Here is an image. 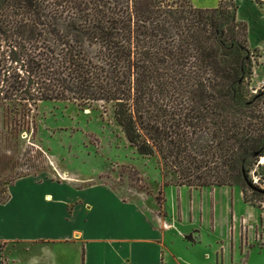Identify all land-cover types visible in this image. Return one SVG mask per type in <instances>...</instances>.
Instances as JSON below:
<instances>
[{
    "label": "trees",
    "instance_id": "obj_1",
    "mask_svg": "<svg viewBox=\"0 0 264 264\" xmlns=\"http://www.w3.org/2000/svg\"><path fill=\"white\" fill-rule=\"evenodd\" d=\"M169 1L0 0V26L21 40L33 100L115 103L130 145L160 154L180 186L249 185L264 107L245 95L248 27L234 6Z\"/></svg>",
    "mask_w": 264,
    "mask_h": 264
},
{
    "label": "rangeland",
    "instance_id": "obj_2",
    "mask_svg": "<svg viewBox=\"0 0 264 264\" xmlns=\"http://www.w3.org/2000/svg\"><path fill=\"white\" fill-rule=\"evenodd\" d=\"M180 4L185 9L189 4L200 8L192 0L169 1L173 9ZM200 4L212 6L207 9L221 4L238 8V20L248 27L254 64L245 95L252 99L261 94L257 104L263 108L264 88L260 87L264 74L259 66L264 62L259 48L264 44V0H200ZM10 28L0 26V204L7 202L10 194L13 198L0 207V215L7 218L1 226L7 236L18 232L22 236L62 237L63 230L75 228L90 240L91 250L105 247L114 254L116 264H135L130 256L119 257L134 251L148 262L152 257L156 260L164 237L176 255L193 262H203L208 256L206 261L216 264L206 245H213L216 239L229 240L232 231L241 244L238 256L226 254L227 263L264 264V189L254 190L247 184L227 186L233 190L229 194L220 189L224 187L180 186L178 174L160 154L141 156L130 145L115 119V103L33 100L36 86L20 59L24 52L21 40ZM89 51L95 56L98 48ZM260 162L250 168L251 184L254 173L264 176ZM207 188L219 189L203 191ZM77 199L87 206L72 208ZM70 200L76 202L68 206ZM244 203L253 210L252 217ZM201 237L203 243L191 248ZM29 247L6 245L3 257L22 263L32 254L40 255V246ZM45 252L76 264L82 246L54 243ZM235 258L237 262L231 263ZM223 260L219 252L218 264Z\"/></svg>",
    "mask_w": 264,
    "mask_h": 264
},
{
    "label": "crops",
    "instance_id": "obj_3",
    "mask_svg": "<svg viewBox=\"0 0 264 264\" xmlns=\"http://www.w3.org/2000/svg\"><path fill=\"white\" fill-rule=\"evenodd\" d=\"M192 1L194 2V4H196L200 8H204V9L212 8V6L209 7L207 5H201L200 0H192ZM263 29H264V24H263ZM250 48L257 49L259 47H253V48L250 47ZM259 49H261L263 52L262 61L264 62V44ZM259 72L260 74H264V63L259 66ZM260 166H262L261 168L264 170V163H261ZM41 182H50V181H41ZM50 183H53V182H50ZM215 189H219V188H214V189L207 188V189H204L203 191L210 190L214 192ZM220 189H224L229 194L233 192L232 189L226 188V187L220 188ZM71 191L74 192L73 190ZM196 192H199V191H196ZM47 198L51 199V196ZM12 199H13L12 195L10 194V199L5 203L0 204V207L10 203ZM239 199L243 201V198L240 193H239ZM76 201L70 200L69 202H67V204L69 206L72 203L76 202L71 206L72 208H74L75 206L79 207L81 204H83L82 207H84L85 205L87 206L88 204V203L84 204L83 201L80 199H77ZM244 204L247 205L246 203ZM247 207H249V205H247ZM249 210L250 211L248 212V214H250L249 216L252 217L253 210H251L250 207H249ZM215 214H216V211H215V206H214L213 221H212V227L214 229L213 233H215L216 228H218ZM234 217H235V214H234ZM6 220L7 218H3L0 215V264H6L7 261H8L7 264H20L21 263V262H18L15 258H12V259L8 258V260L6 261L3 257V254H4L3 249L6 247V245H11L12 243H16L18 246L20 245L21 247L25 249L26 247H29V246L33 248L40 246L41 250L39 251L40 253L39 256L37 255V253H35L36 255L32 254V256L27 260V262L26 260H24L21 264H67L65 262L66 260L61 259V257H57L55 255L47 256L49 254L45 252V249H47V247H49L51 244H54V243H60V244H66V245L77 244V243L81 244L82 246L81 260L79 262V259H78L76 264H116L117 263L115 256H113L114 254L109 253L105 247L101 249L97 247L96 249L91 250L90 240H88L86 237H82V233L78 230H75V228H74V231H71L70 229H67V228L63 230L62 232L64 235L62 237H55V235L54 236H48V235L38 236V235H29V234H25L24 236H22V235H18L17 234L18 232L16 233L12 232L13 233L12 236H7L8 234L7 231L1 228L3 222L4 221L6 222ZM72 228L73 227L71 226V229ZM77 235H80V238H77L78 237ZM201 239L202 237L200 238L198 242H194L195 244H193V246L190 245V247L194 248V247H197V245L202 244L203 242ZM216 240L217 242L216 243L214 242L213 245H206L207 248H210L212 250L210 254L213 253V256L217 259L216 264H218L219 252L220 254H223L224 256L223 264H228L225 259L226 254L228 256L231 253V257L233 258L235 256H238L237 255L239 253L238 245L241 244L238 238V235L237 237H235L234 233L231 231L229 240L227 239H224V241L220 239H216ZM98 242L106 243V244L108 243L106 241H98ZM160 243H161L160 244L161 253L160 252L158 253L156 260H155V257L154 258L152 257L151 261L148 262L142 254H138V252L136 251H134V253L130 255H125L124 253H122L120 254L119 257L122 259H126L130 256L131 258L130 261H134L135 264H173V262H175L176 264H209V262L206 261V259H208V256L204 257L206 262L205 261L199 262L198 260H196V262H193L191 260H188V258L184 256L176 255L174 251L171 250V245L164 243V237ZM30 247L29 249L32 250L33 248H30ZM235 261L237 262L236 258L235 260L233 259L231 263H234ZM118 264H121V263H118Z\"/></svg>",
    "mask_w": 264,
    "mask_h": 264
},
{
    "label": "built area",
    "instance_id": "obj_4",
    "mask_svg": "<svg viewBox=\"0 0 264 264\" xmlns=\"http://www.w3.org/2000/svg\"><path fill=\"white\" fill-rule=\"evenodd\" d=\"M260 88H264V80L262 81ZM252 184L257 188L264 189V176H256V173H254L252 177Z\"/></svg>",
    "mask_w": 264,
    "mask_h": 264
},
{
    "label": "water",
    "instance_id": "obj_5",
    "mask_svg": "<svg viewBox=\"0 0 264 264\" xmlns=\"http://www.w3.org/2000/svg\"><path fill=\"white\" fill-rule=\"evenodd\" d=\"M247 181H248L249 186L255 190L256 187H255L253 184H251L249 180H247ZM256 190H257V189H256Z\"/></svg>",
    "mask_w": 264,
    "mask_h": 264
},
{
    "label": "bare ground",
    "instance_id": "obj_6",
    "mask_svg": "<svg viewBox=\"0 0 264 264\" xmlns=\"http://www.w3.org/2000/svg\"><path fill=\"white\" fill-rule=\"evenodd\" d=\"M261 163H264V159L262 158Z\"/></svg>",
    "mask_w": 264,
    "mask_h": 264
}]
</instances>
